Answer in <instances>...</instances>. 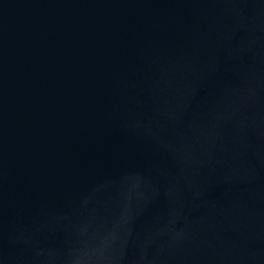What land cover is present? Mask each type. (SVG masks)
Masks as SVG:
<instances>
[{
    "label": "water",
    "instance_id": "1",
    "mask_svg": "<svg viewBox=\"0 0 264 264\" xmlns=\"http://www.w3.org/2000/svg\"><path fill=\"white\" fill-rule=\"evenodd\" d=\"M0 264H264V0H0Z\"/></svg>",
    "mask_w": 264,
    "mask_h": 264
}]
</instances>
